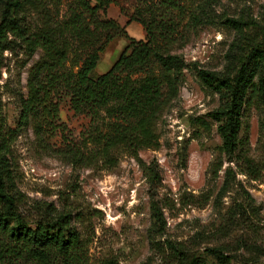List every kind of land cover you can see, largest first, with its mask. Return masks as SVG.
<instances>
[{
    "label": "rangeland",
    "instance_id": "374dc122",
    "mask_svg": "<svg viewBox=\"0 0 264 264\" xmlns=\"http://www.w3.org/2000/svg\"><path fill=\"white\" fill-rule=\"evenodd\" d=\"M123 4L128 15L112 4L107 17L117 20L128 35L118 34L106 45L92 78L107 72L131 39L146 38L138 39L133 25L127 28L133 6L130 0ZM2 6L0 0V20ZM216 8L221 23L200 27L176 50L187 67L178 97L157 124L160 147L139 152L158 171L160 182L152 183L140 162L127 153H120L111 169L67 163L38 144L31 126L21 130L13 144L24 212L35 217L42 213L38 208L48 204L73 212L72 223L87 244L89 264L106 259L119 264H173L176 259L169 242L206 264H222L210 248L219 249L227 264H264V92L258 86L250 90L241 133L248 136L246 152L259 170L255 178L240 157L221 151L218 122L208 116L219 107L220 94L197 75L199 69L227 72L238 65L237 58L248 46L234 44L242 37L225 23L226 17L249 22L248 39L264 41V0H219ZM28 20L36 22L37 15L30 14ZM41 56L39 49L28 59L17 39L3 54L0 121L13 128L18 124L21 97L28 95L29 69ZM59 104L60 128L50 133V146L80 144L90 117L76 113L66 95ZM202 121L208 122V129ZM153 201L166 218L162 229H157L152 216Z\"/></svg>",
    "mask_w": 264,
    "mask_h": 264
},
{
    "label": "trees",
    "instance_id": "16d2710c",
    "mask_svg": "<svg viewBox=\"0 0 264 264\" xmlns=\"http://www.w3.org/2000/svg\"><path fill=\"white\" fill-rule=\"evenodd\" d=\"M123 1L129 0H2L0 69L4 52L16 39L28 59L39 49L42 56L29 69L28 95L21 97L17 127L0 121V264H89L87 244L72 223L73 212L58 211L53 204L39 207L42 213L35 217L23 210L13 144L26 127H32L42 148L74 166L111 169L119 154L127 153L140 162L152 183L160 182L158 171L139 152L160 147L157 124L178 97L187 67L176 50L200 27L221 23L219 0H130L133 12L127 23H142L146 38L131 39L112 67L92 78L106 45L118 34L128 35L117 20L107 17L112 4L128 15ZM32 13L36 22L28 20ZM225 23L242 37L234 42L237 47L248 44L238 65L222 73L199 69L197 75L220 94L219 107L208 116L218 122L221 151L236 154L257 178L259 170L246 152L248 136L241 133L250 90L258 86L264 92V41L248 39L245 31L251 24L241 18L226 17ZM64 95L91 124L80 144L55 148L49 137L60 128L59 99ZM202 124L209 128L208 122ZM201 197L207 200L209 195ZM152 216L157 229L164 228L166 218L156 201ZM168 248L176 259L173 264H206L174 243ZM209 252L228 263L219 249ZM100 264L119 262L106 259Z\"/></svg>",
    "mask_w": 264,
    "mask_h": 264
},
{
    "label": "crops",
    "instance_id": "0c3cea01",
    "mask_svg": "<svg viewBox=\"0 0 264 264\" xmlns=\"http://www.w3.org/2000/svg\"><path fill=\"white\" fill-rule=\"evenodd\" d=\"M131 25H133L135 32L138 34V39H144L146 37V31L144 30V26H142V24L133 21L127 24V28H129Z\"/></svg>",
    "mask_w": 264,
    "mask_h": 264
}]
</instances>
